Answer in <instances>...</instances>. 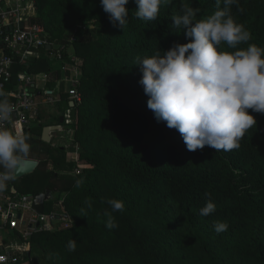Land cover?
Here are the masks:
<instances>
[{
    "label": "trees",
    "instance_id": "obj_1",
    "mask_svg": "<svg viewBox=\"0 0 264 264\" xmlns=\"http://www.w3.org/2000/svg\"><path fill=\"white\" fill-rule=\"evenodd\" d=\"M184 4L198 9L196 20L217 10V0H171L157 20L145 22L135 17L138 6L130 0L124 30L101 0H35L32 22L65 47V59L72 53L82 60L83 77L81 104L72 108L64 95L55 107L58 115L42 110L41 123L25 132L32 146L27 160L38 161L39 168L8 182V193H50L46 213L65 194L64 210L74 221L68 229L32 235V264H264V115L252 113L258 124L238 149L188 151L177 130L157 122L140 84L138 58L189 42L172 27ZM231 14L251 40L237 49L222 44L221 50L264 47V0H239ZM52 63L40 61L29 72L49 73ZM61 117L63 130L73 131L80 147L74 162L66 148L42 140L43 129L59 125ZM78 179L83 184L76 188ZM109 199L125 205L123 212H112L118 225L112 229L106 227ZM209 200L216 210L201 216ZM216 221L228 229L217 233ZM70 240L75 251L68 250Z\"/></svg>",
    "mask_w": 264,
    "mask_h": 264
},
{
    "label": "clouds",
    "instance_id": "obj_2",
    "mask_svg": "<svg viewBox=\"0 0 264 264\" xmlns=\"http://www.w3.org/2000/svg\"><path fill=\"white\" fill-rule=\"evenodd\" d=\"M129 2L101 0L113 24L124 30ZM135 2L138 6L135 17L149 22L157 20L161 7L171 0ZM220 3L217 0V10L201 20H196L198 9L184 4L182 14L172 17V27L182 29L189 42L177 43L163 55L157 52L138 58L135 63L141 67L140 84L149 97L148 108L157 122H164L180 133L188 151L202 150L205 146L216 152L238 149L245 133L258 124L252 113L264 115V47L251 43L234 52L221 50L222 44L237 49L238 45L248 43L251 33L231 14V7H239V0H223V9ZM14 111L6 93L0 91V124L10 122ZM29 140L30 136L19 127H0V192L17 178L21 161L30 156ZM82 184L83 180L78 179L74 187ZM86 203L91 208V202ZM107 203L111 212L105 211L106 227L112 229L118 227L112 212H123L125 205L117 199H109ZM215 210V203L209 200L199 214L208 216ZM227 229L226 222L214 223L217 233ZM68 250H76L75 240L68 242Z\"/></svg>",
    "mask_w": 264,
    "mask_h": 264
},
{
    "label": "built area",
    "instance_id": "obj_3",
    "mask_svg": "<svg viewBox=\"0 0 264 264\" xmlns=\"http://www.w3.org/2000/svg\"><path fill=\"white\" fill-rule=\"evenodd\" d=\"M35 11V0H0V91L6 93L15 109L11 121L0 127L16 126L24 133L41 123L42 110L56 107L64 95L75 105L82 103V60L72 53L65 59V47L56 45L41 26L32 22ZM73 42L74 37L70 44ZM44 60L53 62L49 73L29 72ZM50 82L54 83L53 89H49ZM33 198L16 191L8 193L7 189L0 192V232L9 230L25 241L13 246L0 242V264H27L28 259L23 260L12 248L30 256L33 234L68 229L73 224V218L64 210L65 194L55 202L62 210L53 209L44 215L34 210Z\"/></svg>",
    "mask_w": 264,
    "mask_h": 264
},
{
    "label": "rangeland",
    "instance_id": "obj_4",
    "mask_svg": "<svg viewBox=\"0 0 264 264\" xmlns=\"http://www.w3.org/2000/svg\"><path fill=\"white\" fill-rule=\"evenodd\" d=\"M34 15L37 16V13L36 11L34 12ZM47 113H50V114H53L54 116L55 115H58V110L57 108L53 107V108H48L46 110ZM47 118V117H46ZM47 121L49 120L48 118L46 119ZM52 143L56 146V147H64L67 149V160L70 161V162H74L73 160L77 161L78 158H79V152H80V147L79 145L76 143L75 141V137H74V132L73 131H69V132H66L64 130L62 131H59V132H56V133H52ZM70 148H76V153H72L70 151ZM52 168V167H50ZM38 184H36V186H33V187H29L31 192H34L38 187H39V184L42 183L41 181L40 182H37ZM52 210H62V208L60 206H58L56 203L55 205L52 206L51 208ZM50 209V205H49V210L47 212H52V210ZM51 210V211H50ZM31 214L26 217V220H29ZM58 230V229H56ZM54 229H49V231L53 232V231H56ZM42 232V231H40ZM0 241L1 242H5L6 245L5 246H13V245H21L22 243H25L24 239H22L21 237L19 236H14L13 232H10L9 230H5L3 232H0ZM0 248H1V245H0ZM12 252H14L15 254H19L21 256V258L23 260H27V256L26 254L23 253V251H19L17 250L15 247L12 248ZM36 259L38 258L35 257ZM27 264H32L31 263V260H28L26 261Z\"/></svg>",
    "mask_w": 264,
    "mask_h": 264
},
{
    "label": "water",
    "instance_id": "obj_5",
    "mask_svg": "<svg viewBox=\"0 0 264 264\" xmlns=\"http://www.w3.org/2000/svg\"><path fill=\"white\" fill-rule=\"evenodd\" d=\"M50 47H48V50ZM70 106L75 107L74 103H71ZM64 118H60L59 125L47 126L43 129L42 140L45 143L52 142V133H56L63 130ZM39 162L34 160L24 159L21 161L16 180L22 179L26 176L32 175L39 168ZM50 199V193H40L36 194L33 198V208L39 215L45 214L46 203Z\"/></svg>",
    "mask_w": 264,
    "mask_h": 264
},
{
    "label": "crops",
    "instance_id": "obj_6",
    "mask_svg": "<svg viewBox=\"0 0 264 264\" xmlns=\"http://www.w3.org/2000/svg\"><path fill=\"white\" fill-rule=\"evenodd\" d=\"M1 242V241H0ZM1 250V249H0Z\"/></svg>",
    "mask_w": 264,
    "mask_h": 264
}]
</instances>
